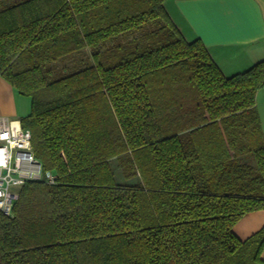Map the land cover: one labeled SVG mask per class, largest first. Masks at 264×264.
I'll list each match as a JSON object with an SVG mask.
<instances>
[{
	"label": "trees",
	"instance_id": "trees-1",
	"mask_svg": "<svg viewBox=\"0 0 264 264\" xmlns=\"http://www.w3.org/2000/svg\"><path fill=\"white\" fill-rule=\"evenodd\" d=\"M166 1L0 0V77L56 175L0 211V264H264V228L234 230L264 209V61L226 75Z\"/></svg>",
	"mask_w": 264,
	"mask_h": 264
},
{
	"label": "crops",
	"instance_id": "crops-1",
	"mask_svg": "<svg viewBox=\"0 0 264 264\" xmlns=\"http://www.w3.org/2000/svg\"><path fill=\"white\" fill-rule=\"evenodd\" d=\"M166 8L187 40L200 38L226 75L264 61V0H167ZM256 102L264 130V88ZM31 104L0 77V117L21 121ZM262 228L264 209L244 215L234 230L248 238Z\"/></svg>",
	"mask_w": 264,
	"mask_h": 264
},
{
	"label": "built area",
	"instance_id": "built-area-1",
	"mask_svg": "<svg viewBox=\"0 0 264 264\" xmlns=\"http://www.w3.org/2000/svg\"><path fill=\"white\" fill-rule=\"evenodd\" d=\"M18 122V124H17ZM54 183L56 175L46 171L36 157L32 133L20 120L0 117V211L11 215L19 188L28 181Z\"/></svg>",
	"mask_w": 264,
	"mask_h": 264
},
{
	"label": "rangeland",
	"instance_id": "rangeland-1",
	"mask_svg": "<svg viewBox=\"0 0 264 264\" xmlns=\"http://www.w3.org/2000/svg\"><path fill=\"white\" fill-rule=\"evenodd\" d=\"M26 98H28V97H26ZM113 166H114V169L116 170V172L119 173L120 169H119L118 163L116 161H113ZM118 176L120 178L119 180H122L120 175H118Z\"/></svg>",
	"mask_w": 264,
	"mask_h": 264
},
{
	"label": "bare ground",
	"instance_id": "bare-ground-1",
	"mask_svg": "<svg viewBox=\"0 0 264 264\" xmlns=\"http://www.w3.org/2000/svg\"><path fill=\"white\" fill-rule=\"evenodd\" d=\"M17 124H18V122H17Z\"/></svg>",
	"mask_w": 264,
	"mask_h": 264
}]
</instances>
